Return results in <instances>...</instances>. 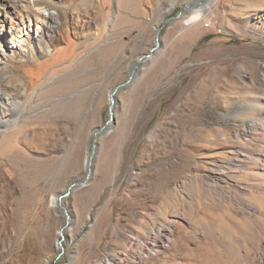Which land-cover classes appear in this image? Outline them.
I'll return each instance as SVG.
<instances>
[{
	"label": "rangeland",
	"instance_id": "obj_1",
	"mask_svg": "<svg viewBox=\"0 0 264 264\" xmlns=\"http://www.w3.org/2000/svg\"><path fill=\"white\" fill-rule=\"evenodd\" d=\"M0 18V264H264V0Z\"/></svg>",
	"mask_w": 264,
	"mask_h": 264
},
{
	"label": "bare ground",
	"instance_id": "obj_2",
	"mask_svg": "<svg viewBox=\"0 0 264 264\" xmlns=\"http://www.w3.org/2000/svg\"><path fill=\"white\" fill-rule=\"evenodd\" d=\"M83 1H87V0H83ZM90 2V1H89ZM87 3V2H86ZM85 3V4H86ZM36 4H37V2H36ZM40 4V3H39ZM35 5V4H34ZM37 7V6H36ZM199 12V11H198ZM194 13V15H191V17H189L190 19H192V20H196V18L198 17V15H199V13ZM201 16V15H200ZM197 20H198V18H197ZM2 20H1V18H0V22H1ZM0 26H1V29H0V33L1 34H3V29H4V27H3V24H0ZM11 28H13V30H11V29H9L8 31L10 32H16V25H14V23L12 24V26H11ZM22 30H25L24 28L22 29ZM22 30H17V32L16 33H21L22 32ZM26 31H27V29H26ZM26 31L24 32V34L26 33ZM17 36V35H16ZM2 51H4V50H2V49H0V52H2ZM4 92H0V103H2L3 102V105H2V107L3 106H5V108H6V113H7V115L6 116H4V117H1L0 118V125H7L8 124V122H9V118L7 117V116H12L13 114H15V112L17 111V108H18V106H19V103L17 102V101H14L10 96H7V95H5V94H3ZM7 94V93H6ZM20 102V101H19ZM20 109V108H19ZM3 111V110H2ZM59 198H57V197H55V198H53V200H52V202H53V204H57L58 202H59V200H58Z\"/></svg>",
	"mask_w": 264,
	"mask_h": 264
},
{
	"label": "water",
	"instance_id": "obj_3",
	"mask_svg": "<svg viewBox=\"0 0 264 264\" xmlns=\"http://www.w3.org/2000/svg\"><path fill=\"white\" fill-rule=\"evenodd\" d=\"M134 72V70L132 71V73ZM131 80V76L128 78V80L127 81H130ZM122 85H124V83H121V84H119L118 86H116L114 89H113V91L111 92V94H110V103H111V106H112V104H113V102H114V99H113V95H114V93H115V91L118 89V87H120V86H122ZM109 121L108 122H106V124H103L101 127H99V129L98 130H96L95 132H94V134H96L97 132H99V131H102L109 123H110V121H112V119H113V113H112V108L110 107V110H109ZM75 186H77V183H72V184H70L69 185V187H68V189H67V191L65 192V193H62V194H60L59 195V202L58 203H60V201H61V199H62V197L64 196V194H66V193H68L73 187H75Z\"/></svg>",
	"mask_w": 264,
	"mask_h": 264
},
{
	"label": "built area",
	"instance_id": "obj_4",
	"mask_svg": "<svg viewBox=\"0 0 264 264\" xmlns=\"http://www.w3.org/2000/svg\"><path fill=\"white\" fill-rule=\"evenodd\" d=\"M208 25V24H207Z\"/></svg>",
	"mask_w": 264,
	"mask_h": 264
}]
</instances>
